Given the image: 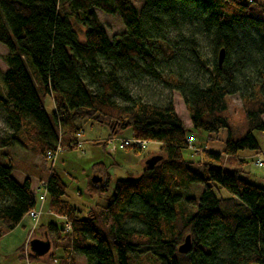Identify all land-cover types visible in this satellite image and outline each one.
<instances>
[{"label":"trees","instance_id":"1","mask_svg":"<svg viewBox=\"0 0 264 264\" xmlns=\"http://www.w3.org/2000/svg\"><path fill=\"white\" fill-rule=\"evenodd\" d=\"M132 1L0 0V44L7 50L0 111L13 135L25 129L42 157L60 145V129L74 132V148L79 123L105 127L107 139L129 131L160 144L158 163L144 165L136 181H116L106 206L85 218L62 200L66 185L51 173L46 209L70 224V231L52 222L45 228L66 241L58 263L75 264L73 253L86 264H132L144 255L161 264H264V188L223 165L241 151L260 152L253 132L264 133V0H143L141 11ZM96 11L117 16L124 32L109 40ZM181 32L200 68L196 78L170 63L166 37ZM197 38L211 46L210 69L200 61ZM144 77L179 94L193 130L209 140L226 130L223 151H203L205 164L185 160L192 140L172 103L145 102L130 92L128 85ZM232 97L241 106L239 133L230 126ZM16 146L22 143L15 136L0 138V237L36 207V185L12 177L9 149ZM193 165L202 166V175ZM192 185L203 188L199 198L183 193ZM96 186L90 182L88 192L106 191ZM186 236L190 250L179 254Z\"/></svg>","mask_w":264,"mask_h":264},{"label":"rangeland","instance_id":"2","mask_svg":"<svg viewBox=\"0 0 264 264\" xmlns=\"http://www.w3.org/2000/svg\"><path fill=\"white\" fill-rule=\"evenodd\" d=\"M132 3L137 11L142 10L143 0H133ZM96 14L109 40H112L114 37L124 32V26L117 16L107 15L100 11H96ZM76 29L79 32L81 31L79 27ZM186 31V28L183 29L185 37H187ZM166 38L169 41V48L173 54V59L170 60L172 68L177 69L183 66L187 74H190L194 78L198 77V71L200 69L198 62L195 60L190 48L182 42V32L170 33ZM197 39V53L200 61L205 68L210 69L213 63L211 46L201 38ZM81 40L83 41V38H81ZM6 55V48L0 44V73H4L7 70L5 62ZM156 55L157 57H161L158 51H156ZM26 67L34 84L37 86L39 79L34 74L35 69L29 62ZM200 71L203 74V71ZM163 74L166 75L168 72H163ZM128 86L134 98L139 97L141 100L153 104L172 103L178 117L184 124L187 138L192 140L190 149H185L182 152L185 160L202 162L205 164L209 160L204 156L203 151L217 154L223 151L224 141L227 137L226 130L215 135L214 138H216V140H209L207 134L193 130L189 125V119H187L188 115L186 114L183 102L177 92L166 88L161 83L149 77L141 78L139 81H134ZM0 93L4 95L1 82ZM229 101L232 111V122L230 126L234 131L241 130L244 124L240 101L237 97H232ZM44 107L48 114L54 111L53 101L50 96L44 98ZM78 125L77 127H81L83 130L79 132V147L69 148L71 144V138L69 137L70 133L66 132L67 128L60 129L61 151L57 154L52 166L51 162H48L44 156L38 155L36 151L37 144L25 135V129L13 135V131L7 127L4 115L0 111V138L15 136L22 143V146L9 149L11 165L14 168L12 177L19 182L23 179L22 175L30 174L32 186L34 188L36 181L45 180L47 175L54 171L66 185V193L62 200L74 208L80 218H85L89 210L100 209L106 206L116 181L138 180L142 174L145 161L157 154L160 144L158 142L148 141L145 150L140 152H135L134 149L127 148L125 150H116L114 153H110V147L102 144L108 138V131L105 127L99 125L90 127L87 123ZM236 133H239V131H236ZM253 135L257 140L260 150L264 153V133L253 132ZM260 154L258 153V155H256L250 151H241L228 160L224 158L223 165L226 166L228 170H239L241 172L240 176L244 178L246 182L264 188V165L263 167H257L254 163L256 157L264 161V156L261 152ZM253 157L255 158L253 159ZM241 159L244 161H240ZM190 167L194 172L202 175V166L193 165ZM94 176L102 178V181L97 184L96 188L106 186L105 192L99 191L96 192V194L88 192V184ZM202 189L200 185L182 188L183 193L187 196L196 198H199ZM24 219L25 222L23 226L20 225L14 232H8L0 237V264H59L60 258L62 259L66 256L62 250V247L66 245V241H56V236L53 233L46 234V229L42 230L39 228L42 224L44 228H46L48 221L55 223L59 227H63L64 221L54 213L48 211L45 205L38 223H35L34 220L27 216H25ZM127 226L134 227L136 224L134 221H129ZM33 227H35V229L30 234ZM46 238L52 241L48 253L38 259H32L30 257L32 253L27 247V243L30 240H46ZM72 257L75 264H86L84 258L73 253ZM132 264L161 263L150 255H144L139 259H134Z\"/></svg>","mask_w":264,"mask_h":264},{"label":"built area","instance_id":"3","mask_svg":"<svg viewBox=\"0 0 264 264\" xmlns=\"http://www.w3.org/2000/svg\"><path fill=\"white\" fill-rule=\"evenodd\" d=\"M79 137H80L79 133L75 135L76 141L74 143H72L73 147H79L80 146V143L78 140ZM147 142L148 141L140 140V139H136V138H132V137L121 138L119 136H116L114 138L107 139L104 143L106 146L110 147V149H109L110 153H114L116 150H125L127 148H132L134 150L143 151L146 148ZM191 144H192V142L190 141L188 144L189 148L191 147ZM60 151H61V148L59 145L56 147V149L54 151L46 152L44 157L48 162H51V164L53 166L54 161L56 159V156ZM254 158L255 157H253V159ZM254 163L257 167H262L264 165V162L262 160H259L258 157H256V159L254 160ZM51 171H53V170H51ZM51 173L52 172H50L47 175L45 180H39L37 182L36 187H35V191H34L35 192L36 207L34 209L30 210L26 215L30 219L34 220L35 223H38V221H39V219L43 213L44 205H45V202L47 200V195H48V191H47L48 180H49ZM60 219L62 221H64L65 231H70V224L68 222H66V218L60 217ZM34 225H36V224H34ZM35 227H33V229L30 231V234L35 229ZM29 242L27 243L28 248H29Z\"/></svg>","mask_w":264,"mask_h":264},{"label":"water","instance_id":"4","mask_svg":"<svg viewBox=\"0 0 264 264\" xmlns=\"http://www.w3.org/2000/svg\"><path fill=\"white\" fill-rule=\"evenodd\" d=\"M223 58H224V51L220 50V52L218 54V66H221ZM161 159H162L161 156L153 155L145 161V166H147L148 168H152ZM101 181H102V178L96 177V176H94L91 179V183H93V184H98ZM190 246H191L190 245V238H189V236H186L184 239V242L178 247V253L179 254H186L190 250ZM49 249H50V242L47 240L34 239V240H31L29 242V250L37 258L46 255L48 253Z\"/></svg>","mask_w":264,"mask_h":264},{"label":"crops","instance_id":"5","mask_svg":"<svg viewBox=\"0 0 264 264\" xmlns=\"http://www.w3.org/2000/svg\"><path fill=\"white\" fill-rule=\"evenodd\" d=\"M80 124V123H79ZM87 124H89L90 125V127H93L94 126V124H91V123H87ZM77 126H79L78 124H77ZM83 131V130H82ZM66 132L67 133H70L69 134V137L71 138V140H72V136H74V132H72L70 129H68L67 128V130H66ZM119 137H121V138H130L131 137V133L129 132V131H127V132H125V133H123V134H121V135H119ZM260 152L262 153V155L264 156V153L260 150ZM260 152H259V154H260ZM261 155V154H260ZM240 159V158H239ZM240 161H244V160H240ZM23 176V178H29V179H31V175L30 174H24V175H22ZM36 180H37V177H36ZM79 216V215H78ZM80 217V216H79ZM24 222H25V219L23 218L22 220H21V222L19 223V225L18 226H23V224H24ZM47 223H50L49 221L47 222ZM17 226V227H18ZM16 227V228H17ZM2 227H1V224H0V229H1ZM16 228L14 229V230H12L11 232H14L15 230H16ZM39 229H42V230H45V228H44V226H43V224L42 225H40V228ZM11 232H9V233H11ZM7 234V233H6ZM5 235V234H4ZM4 235H2V236H4ZM1 236V237H2ZM64 252V251H63ZM65 253V252H64ZM61 259V258H60Z\"/></svg>","mask_w":264,"mask_h":264}]
</instances>
